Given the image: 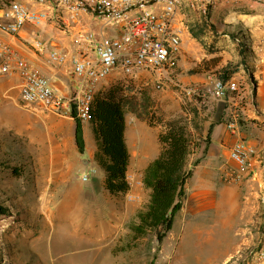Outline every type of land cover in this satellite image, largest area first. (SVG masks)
<instances>
[{
  "label": "rangeland",
  "instance_id": "rangeland-1",
  "mask_svg": "<svg viewBox=\"0 0 264 264\" xmlns=\"http://www.w3.org/2000/svg\"><path fill=\"white\" fill-rule=\"evenodd\" d=\"M179 20L184 37L177 74L196 75L203 84L199 82L189 92L173 85L158 90L150 73L130 77L115 72L100 82L97 90L105 92L119 86L129 97L145 98L147 117L158 129L159 120L192 116L195 110V120L202 125L217 109L222 112L216 116V123L237 124L240 138L255 145L261 163L257 164L254 176L250 173L244 179L242 187L247 198L236 246L233 247L232 229L222 230L217 250L205 246L200 234L188 231L182 252L188 264H264V123L250 119L246 109H242L252 97L253 88L249 67L246 69L242 63V50H248L251 39L247 8L227 1L202 15L182 5ZM227 63L235 64L231 80L236 89L226 88L223 95H217L215 72ZM200 64L212 69L208 84L204 75L192 71ZM232 100L238 104L233 105ZM126 116L140 119L138 113L130 111ZM74 127L70 115L52 112L41 104H25L20 97L0 99V264H39L40 260L51 264L62 252L78 259L89 250L87 241L76 239L70 222L60 215L65 202L72 205V212L80 213L86 220L92 207L84 193L90 185L101 186L104 177L103 170L90 162L76 166L79 156ZM86 137L89 145L95 146L91 129L86 130ZM83 159H89L87 154ZM226 169L231 172L230 161ZM85 175L87 181L83 180ZM67 193L70 198H66ZM124 194V202L133 203L127 202ZM126 229L127 233L111 248L116 259L109 263L103 251L99 255L101 264H125L133 258L135 264H178L175 250H161L165 239L159 243L156 235L149 233L130 240L127 224Z\"/></svg>",
  "mask_w": 264,
  "mask_h": 264
},
{
  "label": "crops",
  "instance_id": "crops-1",
  "mask_svg": "<svg viewBox=\"0 0 264 264\" xmlns=\"http://www.w3.org/2000/svg\"><path fill=\"white\" fill-rule=\"evenodd\" d=\"M30 5L39 6L35 0H19ZM247 8L248 29L251 39L248 50L244 51V60L249 67L248 77L253 78L252 97L247 99L242 109H246L248 117L264 123V3L239 2ZM88 26L89 20H83L80 24ZM79 24V25H80ZM0 39L12 50L9 61L15 57L24 58L31 66L41 70L47 75L55 90L64 96H69L75 89V78L71 71L69 58L61 64L52 63L48 53L51 50L75 51V34H64L58 30L54 22L44 25L26 24L16 36H10L0 32ZM33 39H39L46 45L45 50L36 52L31 48ZM0 62L2 60L0 59ZM208 84L209 72H202ZM112 75V74H111ZM209 75V76H207ZM181 89L194 91L193 86L203 80L196 75L180 77ZM209 89V88H208ZM21 91V80L17 74L4 75L0 78V99L12 97L18 99ZM247 92H244V95ZM235 99V98H233ZM218 101H221L220 99ZM233 105L238 103L232 100ZM252 107V109H251ZM222 110L217 109L210 114L203 123L202 135H197L193 141L192 152L187 158L186 169L191 171V176L183 186L182 206L176 213L173 227L168 232L161 250H175V258L178 264H188L184 260L183 244L188 231L200 234L205 246L211 250H217L222 242V230L234 231L233 247L236 246L238 228L244 219L243 184L247 177L239 183L229 182L225 177L229 173L226 163L229 161V150L234 142L240 138L237 124L216 123V116ZM126 118V143L130 152L128 174L143 177L145 167L160 152V144L157 134L159 129L151 127L147 121L138 118ZM213 127L210 129L211 123ZM85 149L83 153L76 150L79 159L77 165H86L89 162L100 168L94 161L95 146L89 145L86 130L91 128L90 123L82 122ZM210 129V130H209ZM253 145V146H252ZM254 147V144H251ZM77 149V148H76ZM89 159H83L84 155ZM101 169V168H100ZM104 172V171H103ZM84 181L88 180V176ZM103 181L97 185H90L84 193L88 198L92 212L85 220L81 214L72 212L70 204L64 202L60 208V215L69 221L74 229L76 239L81 242L86 240L89 250L84 251L83 257L78 259L69 254L60 253V256L51 260V264H101L99 255L106 252L107 261L111 263L116 259L111 248L120 238L127 233L126 224L134 217L136 212L148 201L149 190L142 185L132 187L131 192L136 193L139 199L133 203H126L123 194L112 196L104 189ZM67 191V190H66ZM100 192V193H98ZM67 193L66 198H70ZM217 231V232H216ZM122 255H126L122 253ZM177 256V257H176ZM69 257V258H68ZM105 261V262H107ZM210 261V260H209ZM208 261V262H209ZM135 258L126 260L125 264H135ZM39 264H45L40 260Z\"/></svg>",
  "mask_w": 264,
  "mask_h": 264
},
{
  "label": "built area",
  "instance_id": "built-area-1",
  "mask_svg": "<svg viewBox=\"0 0 264 264\" xmlns=\"http://www.w3.org/2000/svg\"><path fill=\"white\" fill-rule=\"evenodd\" d=\"M257 2L264 0H35L39 6L19 0H8L0 6V32L16 36L26 24L44 25L53 21L64 34H75V51L51 50L52 63L61 64L69 58L75 89L69 96L59 93L50 78L16 56L10 62L11 48L0 39V76L17 74L21 80V100L25 104L38 103L46 109L69 116L74 106L76 116L89 120L90 108L98 85L111 74L120 72L137 77L143 73L153 76L155 88L165 85L181 86L177 70L182 55L184 27L179 20V8L184 5L202 15L222 2ZM89 20L88 26L80 24ZM73 23V24H72ZM80 24V25H79ZM36 52L46 45L33 39ZM236 89L230 80H216V93ZM231 172L226 179L239 183L250 173H257L261 163L257 150L238 138L229 150ZM87 177L84 176L83 180ZM129 190L127 202H136L139 196L130 191L141 187L142 179L126 172Z\"/></svg>",
  "mask_w": 264,
  "mask_h": 264
},
{
  "label": "trees",
  "instance_id": "trees-1",
  "mask_svg": "<svg viewBox=\"0 0 264 264\" xmlns=\"http://www.w3.org/2000/svg\"><path fill=\"white\" fill-rule=\"evenodd\" d=\"M7 2L8 0H0V6ZM236 40L242 42L239 38ZM242 63L248 69L245 61L242 60ZM234 66L233 63H227L217 68L216 78L222 83L230 81L235 72ZM192 71L202 73L212 69L208 65L200 64ZM146 109L145 98L137 100L129 97L119 86H112L105 92H97L92 102L88 122L97 147L94 161L104 171V189L112 196L124 194L129 190L126 180L130 161L125 137L126 113H138L141 120L147 121L151 127H157V124L147 117ZM195 112L197 113L196 110L192 112V116L176 115L157 122L160 125L157 134L160 152L143 171L142 182L149 190V199L127 223L130 240L153 233L161 243L172 229L175 215L182 206L183 186L191 176V171L186 169L187 158L192 152L193 141L197 135H202L203 125L196 122ZM69 115L75 122L76 148L78 152L83 153V124L76 116L74 106ZM213 125L211 123L210 129Z\"/></svg>",
  "mask_w": 264,
  "mask_h": 264
},
{
  "label": "bare ground",
  "instance_id": "bare-ground-1",
  "mask_svg": "<svg viewBox=\"0 0 264 264\" xmlns=\"http://www.w3.org/2000/svg\"><path fill=\"white\" fill-rule=\"evenodd\" d=\"M42 203V202H41ZM43 204V203H42Z\"/></svg>",
  "mask_w": 264,
  "mask_h": 264
}]
</instances>
